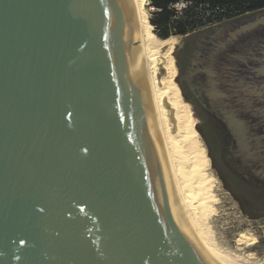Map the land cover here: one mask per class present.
I'll return each instance as SVG.
<instances>
[{"label":"water","instance_id":"obj_1","mask_svg":"<svg viewBox=\"0 0 264 264\" xmlns=\"http://www.w3.org/2000/svg\"><path fill=\"white\" fill-rule=\"evenodd\" d=\"M186 38L174 80L222 187L258 219L264 10ZM139 39L134 0H0V264H220L185 222ZM208 44L215 68L200 73L224 74L203 92Z\"/></svg>","mask_w":264,"mask_h":264},{"label":"bare ground","instance_id":"obj_2","mask_svg":"<svg viewBox=\"0 0 264 264\" xmlns=\"http://www.w3.org/2000/svg\"><path fill=\"white\" fill-rule=\"evenodd\" d=\"M145 3L146 0H134L140 39L133 45H140L141 53L146 60L147 78L161 150L175 186L185 222L196 244L220 264H246L244 258L241 259L242 263L240 257L238 259L228 252L226 254L219 251L211 242V237L200 219L196 206L198 202H201L202 190H200V178L196 177V169L201 165L198 164L201 155L190 141V138L195 135L193 127L195 120L172 81L177 73L172 57L176 39L169 37L165 40H157L154 37L150 31Z\"/></svg>","mask_w":264,"mask_h":264},{"label":"rangeland","instance_id":"obj_3","mask_svg":"<svg viewBox=\"0 0 264 264\" xmlns=\"http://www.w3.org/2000/svg\"><path fill=\"white\" fill-rule=\"evenodd\" d=\"M145 12L149 22L153 13L149 0H146ZM209 27L211 26L201 28L186 36H170L176 39V44L172 51L177 71L175 77L188 60L189 39L186 37ZM150 31L157 40H163L154 34L153 27H150ZM175 77L172 81L178 89L177 82L174 80ZM178 92L182 101L188 105L195 120L193 127L196 124L201 125L202 121L197 114L195 105L192 102H188L179 90ZM190 141L193 142L191 144L194 145L196 150L198 149V154L201 155L199 156L200 163H198L201 164L199 165L200 169H196V177H199V182H201V202H198L199 206L197 205L196 208H198L202 224L211 237V242L219 251L226 254L228 252V254L238 257V259L240 257L242 263L241 259L244 258L243 260L246 261V264L249 262L251 264H264V216L258 219H247L248 216L241 213L237 201L233 200L230 193L222 187V182L218 179L216 170L211 168L210 159L206 157L207 147L201 136L195 131V135L190 138Z\"/></svg>","mask_w":264,"mask_h":264},{"label":"trees","instance_id":"obj_4","mask_svg":"<svg viewBox=\"0 0 264 264\" xmlns=\"http://www.w3.org/2000/svg\"><path fill=\"white\" fill-rule=\"evenodd\" d=\"M149 2L153 8L149 23L154 34L163 40L173 35L186 36L201 28L264 10V0H149ZM181 4L184 6L178 9L177 6ZM261 193L264 195V189Z\"/></svg>","mask_w":264,"mask_h":264},{"label":"flooded vegetation","instance_id":"obj_5","mask_svg":"<svg viewBox=\"0 0 264 264\" xmlns=\"http://www.w3.org/2000/svg\"><path fill=\"white\" fill-rule=\"evenodd\" d=\"M210 45H211V43H210ZM209 44H208V48H205L204 49V52L201 54V56L199 57V61L197 62V64L196 65H194V67H195V70H194V72H193V75H194V78H195V80L197 81V83H198V87H202L201 88V91H203L204 92V88L205 87H208L209 88V86L208 85H205V83L206 82H212L213 80H215L216 78H213V77H217L218 79H220L221 77H222V75L224 74V71L223 70H220V72L218 73L217 72V75H216V73L214 72V74H212L211 76L209 75V74H204V73H200V71H199V69L201 68V67H205L206 69L208 68L207 66H209L211 69H213V68H215V66H214V61L211 59V56H212V48H209V46H210ZM205 60V61H204ZM217 68V67H216ZM219 87V89L220 90H224V91H226L228 94H229V96H230V94H232L233 96H231L230 98H231V101H227V102H229V103H232L234 100H236V98H238V96L236 95V92H234L233 90H232V87L230 86H228V85H223V84H221L220 86H218ZM230 90H232V91H230ZM245 94V93H244ZM241 97H242V95H241ZM235 98V99H234ZM216 102V101H215ZM232 105L234 106V102L232 103ZM236 105V104H235ZM238 105V104H237ZM233 106L231 107L232 109H233ZM240 106H241V109H243L244 107H246V103L245 104H243V103H241L240 102ZM235 112V111H234ZM236 113V112H235ZM243 114H241V116H242ZM237 116H239V115H237ZM231 130L229 129V132H230ZM232 137H234L235 139H237V137H236V135L233 133H231L230 134ZM238 140V139H237ZM240 151H241V155H242V158L244 159V161L246 162V163H248L249 165H248V167H247V170L248 169H251L252 170V168H253V164L255 163V160H256V157L259 155V158H257L258 160H257V163L259 164V166L257 167L261 172H264V168H263V154H262V152H260V153H258L257 154V156H255V155H253V154H251V153H249L248 151L246 152V151H244V150H241L240 149ZM251 151H253L252 149H251ZM261 161V162H260ZM251 173H252V171H251ZM229 189V188H228ZM229 191H231V189H229ZM236 197V196H235ZM236 199L237 200H239V198H237L236 197ZM246 214H247V212H246Z\"/></svg>","mask_w":264,"mask_h":264},{"label":"built area","instance_id":"obj_6","mask_svg":"<svg viewBox=\"0 0 264 264\" xmlns=\"http://www.w3.org/2000/svg\"><path fill=\"white\" fill-rule=\"evenodd\" d=\"M184 5L183 4H181V5H178L177 6V8L179 9V8H181V7H183Z\"/></svg>","mask_w":264,"mask_h":264}]
</instances>
